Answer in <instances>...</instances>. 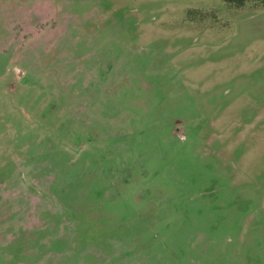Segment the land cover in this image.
<instances>
[{"label":"rangeland","instance_id":"obj_1","mask_svg":"<svg viewBox=\"0 0 264 264\" xmlns=\"http://www.w3.org/2000/svg\"><path fill=\"white\" fill-rule=\"evenodd\" d=\"M0 264H264V0H0Z\"/></svg>","mask_w":264,"mask_h":264}]
</instances>
